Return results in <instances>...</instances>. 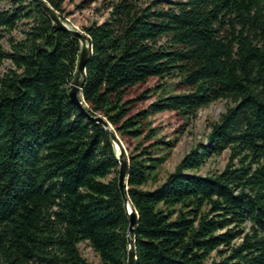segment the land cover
Wrapping results in <instances>:
<instances>
[{
  "label": "trees",
  "instance_id": "1",
  "mask_svg": "<svg viewBox=\"0 0 264 264\" xmlns=\"http://www.w3.org/2000/svg\"><path fill=\"white\" fill-rule=\"evenodd\" d=\"M60 16L62 0H43ZM96 0H82L86 6ZM1 2V0H0ZM101 22L82 27L91 52L79 91L66 95L79 50L34 0L0 7V264H125L127 221L116 185L115 150L102 117L122 141L145 133L148 115L191 116L230 102L196 145L151 190L161 162L137 144L127 155L124 193L136 214L133 264H264V0H101ZM176 76L185 91L133 111L149 78ZM140 146V147H139ZM228 151L220 172L197 175ZM236 242V243H235ZM216 259L211 258V254Z\"/></svg>",
  "mask_w": 264,
  "mask_h": 264
},
{
  "label": "rangeland",
  "instance_id": "2",
  "mask_svg": "<svg viewBox=\"0 0 264 264\" xmlns=\"http://www.w3.org/2000/svg\"><path fill=\"white\" fill-rule=\"evenodd\" d=\"M81 1L82 0H62L60 16H58V13L55 11L62 23L68 28L75 29L79 32H83L82 27L87 26L91 22H101L105 19L108 12V9L104 7L101 0L93 1L86 6H80ZM147 1L150 0H140L142 3ZM9 6L10 0H1L0 7L2 9H8ZM24 26L25 24L21 23L9 34H4L0 41L4 50L9 49L7 38L9 36L15 39L20 38V30ZM8 67H10L9 61L3 60L0 64V74ZM145 90L148 91L146 93V99L136 102L133 111L143 109L151 101L162 98L168 94L183 92L185 91V87L178 84L176 76L164 77L163 79L151 77L144 84L136 85L128 90L126 97H134ZM228 105L231 104L227 100L218 99L205 106L199 107L193 115L187 117L180 116L172 111L151 113L146 119L145 133L150 131L153 137L146 143H144L141 138L122 141L113 132L110 125H108V131L113 133L118 140L125 154V158H127L128 153L132 152L137 144H141V146L144 147L151 144L152 141L158 140L162 143H169L171 145L169 148L159 145L157 149L152 150V154L155 157L161 158V162L158 164L144 187H142V189L151 190L158 186L165 177L173 171L179 160L189 150L195 148L198 144H206V135L209 132L211 123L218 119L219 114L222 113ZM227 157L228 151H224L218 156H208L205 162L197 170L191 171V173L204 176L220 172L227 162ZM77 249L80 256L86 262L90 264H100L97 255L89 248L86 242L78 243ZM213 255L212 253L211 258L216 259Z\"/></svg>",
  "mask_w": 264,
  "mask_h": 264
},
{
  "label": "water",
  "instance_id": "3",
  "mask_svg": "<svg viewBox=\"0 0 264 264\" xmlns=\"http://www.w3.org/2000/svg\"><path fill=\"white\" fill-rule=\"evenodd\" d=\"M37 5L48 14L51 21L60 29L67 32L70 38L76 39L79 43V50L76 59V64L74 68V72L72 78L67 86L66 95L71 103L76 105L78 109L84 112V109L81 104V100L79 97V91L83 85L84 81V65L87 59L90 56L91 47L89 37L84 32H79L75 29L68 28L64 23L60 21L58 16L56 15L55 11L48 6L43 0H34ZM85 113V112H84ZM91 119L103 126L106 132L109 134V139L114 146L115 149V156L117 160V175H116V185L121 197L122 207L124 210V215L127 221V227L125 231L126 237V260L125 264H133L134 263V254H133V245L132 240L130 239L129 235L133 230V227L136 224V214L134 210L130 206V210H128L127 205L128 199L125 196L124 189H125V176L127 172V159L125 158V154L121 145L119 144L118 140L114 136L113 133L108 131V123L100 116L91 117Z\"/></svg>",
  "mask_w": 264,
  "mask_h": 264
},
{
  "label": "bare ground",
  "instance_id": "4",
  "mask_svg": "<svg viewBox=\"0 0 264 264\" xmlns=\"http://www.w3.org/2000/svg\"><path fill=\"white\" fill-rule=\"evenodd\" d=\"M127 207H128V210H130V205L129 204L127 205Z\"/></svg>",
  "mask_w": 264,
  "mask_h": 264
}]
</instances>
